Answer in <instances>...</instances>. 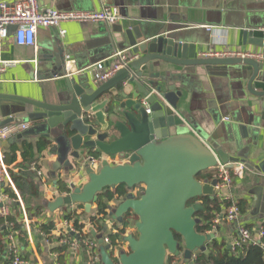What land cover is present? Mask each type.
Masks as SVG:
<instances>
[{"label":"water","instance_id":"water-1","mask_svg":"<svg viewBox=\"0 0 264 264\" xmlns=\"http://www.w3.org/2000/svg\"><path fill=\"white\" fill-rule=\"evenodd\" d=\"M99 26L118 49L129 48L137 56L127 68L101 85H94L87 76L66 77L65 86L54 92L53 102L4 98L21 108L18 115L43 122L37 131L43 138L55 139L53 151H59V165H64L68 173L77 171L88 176L82 187H74L70 194L50 203V212L83 205L91 214L107 190L126 186L127 196L109 210L119 225L129 214L136 218L134 232L122 238L129 250L115 249L113 252L119 251L116 258L111 254L112 246L104 245L103 235L93 231L101 264H168L169 257L189 263L196 255L209 254L207 246L217 238L215 233L197 232L202 223L197 215L205 209L202 199L214 200L218 194L216 179L199 177L220 164L232 169L237 158L221 145L206 143L187 129L179 111L186 89L174 83L170 69L236 66L250 72V93L264 98V91L253 88L261 80L264 66L248 59L199 58L196 47L186 43L184 34L165 36L122 24L110 26L111 31L105 23ZM16 29L11 27L10 34ZM59 44L56 42L51 49L62 56ZM257 44L264 47V40ZM28 106L39 112H28ZM14 122L12 118L1 127ZM29 135L27 131L6 145L21 142ZM93 154L100 159L98 170L88 160ZM112 160L121 163L113 164ZM136 188L143 189L139 198L134 194ZM176 235L181 237V243Z\"/></svg>","mask_w":264,"mask_h":264},{"label":"crops","instance_id":"crops-1","mask_svg":"<svg viewBox=\"0 0 264 264\" xmlns=\"http://www.w3.org/2000/svg\"><path fill=\"white\" fill-rule=\"evenodd\" d=\"M15 1L17 0H0L8 3ZM38 1L41 9L54 8L62 11L90 12L118 7L122 18L120 25L140 26L151 29L153 34L165 36L184 34L187 37L186 43L196 47L199 58L209 50L243 49L264 52V47L257 44L261 39L264 40V0ZM107 27L111 31V27ZM62 30L67 32L65 36L60 34ZM56 42L60 43L62 56L59 51L51 49L56 47ZM118 50L120 49L110 41L107 33L101 31L99 24L69 23L59 28H41L33 47L17 45L13 32L2 42V56L3 60L14 61L16 64L0 75V96L53 102L54 92L65 86L66 77L78 79L87 76L95 85L97 71L93 66L103 62L105 68H109L112 64L110 58ZM261 64L264 66V61ZM170 70L175 79L174 83L180 89H186L183 91L184 97L180 101L179 111L183 113L187 129L195 132L206 143L221 145L229 151L230 156L237 158L231 170L235 177L234 182L225 191V198L232 205L240 201H246L250 205L238 223L229 222L226 217L216 218V227L211 233L216 234V240L234 249L239 228L247 227L252 232L253 240L259 242L260 232L264 228V168L260 167L264 165V98H257L250 93V72L242 71L236 66H208L191 70L171 67ZM262 71L261 80L256 81L253 86L258 92L264 91V67ZM2 98L0 128L4 122L14 118L15 122L12 124L30 125L27 130L30 135L23 140L33 144L40 140L50 143L46 151L36 155L35 164L42 172L40 198L30 199L28 205H46L47 211L43 217L34 221L33 226L32 221L29 226H24L26 235L19 242L25 259L28 264H89V253L84 245L77 249L68 246L67 251L61 253L63 258L60 260L57 250L62 246L60 233L66 211L60 209L52 213L48 210L50 203L58 197L68 195L60 192V184L73 191L74 187H82L88 181V176L77 171L68 173L64 165H59V151H53L57 146L55 139L43 138V134L37 131L43 122L30 121L18 115L16 112L21 108L13 106L11 100ZM27 111L39 112V109L28 106ZM15 138L1 141L0 151L3 154L10 147L6 144ZM69 160L74 163L72 158ZM111 162L121 163L113 160ZM240 164L245 166L242 177L235 176V169ZM96 169H100V164ZM213 171L217 172V169ZM0 193L4 196V205L16 215L7 185H0ZM116 203L110 202L109 206H115ZM75 208L70 206L67 211ZM95 210L96 205L93 206L91 214L85 211L80 218V223L84 224V234L91 233L92 237L95 229L90 218ZM226 212L227 210L224 211L225 214ZM47 221L55 224L51 235L53 240H49L37 227V223ZM131 221L128 234L134 232L135 220ZM1 232L0 229V236ZM120 249L126 252L129 250L123 242ZM115 257H119V251L115 252ZM178 260L177 264H187L183 258ZM0 264H9L7 254L0 255Z\"/></svg>","mask_w":264,"mask_h":264},{"label":"built area","instance_id":"built-area-1","mask_svg":"<svg viewBox=\"0 0 264 264\" xmlns=\"http://www.w3.org/2000/svg\"><path fill=\"white\" fill-rule=\"evenodd\" d=\"M120 10L118 7H106L101 11H62L54 8L41 9L38 0H17L13 3L0 2V75L5 73L6 70L15 65L14 61H5L2 56V42L10 36V28L17 27L14 32V37L17 45L21 47H33L36 45V39L39 29H51L59 28L63 24L79 23V24H99L105 23L108 26L119 24L121 21ZM62 36H65L67 32L62 30L60 32ZM202 59H248L254 60L259 63L264 61L263 51H250L243 49H224L221 51L209 50L200 55ZM112 64L109 68H105L103 62L94 65V70L97 71L94 82L96 84H103L115 76L120 70L127 68L130 63L137 59V56L133 55L130 50H118L111 56ZM147 102V98L143 100ZM29 124H10L0 128V143L1 141H8L15 138L29 129ZM92 167L97 168L100 164V159L96 157L88 158ZM9 166L5 163V156L0 151V185L12 186V180L9 174ZM244 165H239L235 169V176L242 177L244 172ZM233 169V168H232ZM230 168L225 164H220L217 168V185L216 190L218 192L217 198L227 199L224 196L226 190H228L233 182L234 175ZM31 170L37 172L41 177V169L37 164L31 166ZM139 189L134 191L137 195ZM4 196L0 193V217H8L11 212L10 209L4 205ZM20 205L23 209V225L29 226L31 220L28 218L24 203L20 200ZM241 218L240 209L236 204L232 205L226 212V219L229 222H239ZM63 228L60 233V243L71 248H79L84 245L89 253V264H101L99 259V244L95 237L81 233L77 231L73 224L63 219ZM105 231L101 233L104 238V245H111L110 236L117 233V226L119 225L116 220L111 216L105 218L103 222ZM13 230V224H10ZM70 234L74 237L70 238ZM81 234L87 237L81 240ZM76 236V237H75ZM78 236V237H77ZM264 236V231L261 230L259 239ZM9 243V250L12 256L11 264H28L25 259L21 244L18 239V232L11 231L7 236ZM252 238V232L247 227H240L238 231V237L234 243V249L240 248L243 245L254 243ZM116 252V251H115ZM115 252L113 255L115 256ZM118 258V257H116Z\"/></svg>","mask_w":264,"mask_h":264},{"label":"trees","instance_id":"trees-1","mask_svg":"<svg viewBox=\"0 0 264 264\" xmlns=\"http://www.w3.org/2000/svg\"><path fill=\"white\" fill-rule=\"evenodd\" d=\"M50 147V143L46 140H40L38 143L33 144L27 140L21 142H15L11 144L9 149L4 153L5 163L12 168H9V174L13 185L8 187L9 198L13 200L12 208L16 215L12 213L8 217H0V229L2 230L0 236V255L7 254L8 263L11 264L12 256L9 250V243L7 236L11 231L18 232V239L20 242L23 240V235H26L23 225V212L20 200L24 203L25 210L28 218L33 222L37 218L43 217L47 211L46 205L28 207L30 199L36 200L40 198V185L41 177L31 170V166L36 162V155L43 153ZM93 157L99 158L97 154H93ZM21 159V161H18ZM40 168V167H38ZM17 169V170H15ZM217 172L209 171L200 175V180L208 179L210 181L215 180ZM140 191L137 193V198L142 193V188H136ZM60 192L70 194L72 191L67 186L60 184ZM128 194V190L125 185L119 186L115 190H107L99 197L96 205V210L90 218L92 227H94L97 234H101L105 231L103 224L105 218L110 217L109 203L113 201H120L124 199ZM204 210L199 212L197 217L202 220V223L197 227V232L200 234L211 233L216 227V218H225V210H228L232 206V202L227 199L215 198L211 200L209 198L202 199ZM240 209V215L243 217L250 208V205L246 201H240L236 203ZM75 209L67 211L70 207L62 208L66 211L64 218L66 221L73 224L77 231L83 232L84 224L80 223V218L85 214V208L83 205H75ZM81 210V212H79ZM131 220H135L132 214L127 216V220L123 225H118L117 233L110 236L111 246L113 248L111 254L115 249L122 246V238L128 233L131 225ZM13 224V230L10 227ZM38 230L43 233L49 240H53L51 237L52 231L55 228L53 222L47 221L46 223H37ZM217 229V228H216ZM264 231V228H263ZM91 236L90 234H87ZM70 238L74 236L69 235ZM76 237V236H75ZM78 237V236H77ZM81 240H84L87 236L81 234ZM176 239L181 243V237L176 235ZM209 254L196 255L193 260L187 264H264V236L259 242L243 245L240 248L230 249L223 242L214 240L207 246ZM68 246L62 245L57 250L60 253V260L63 258L61 253L67 251ZM179 258L169 257L168 264H177Z\"/></svg>","mask_w":264,"mask_h":264},{"label":"rangeland","instance_id":"rangeland-1","mask_svg":"<svg viewBox=\"0 0 264 264\" xmlns=\"http://www.w3.org/2000/svg\"><path fill=\"white\" fill-rule=\"evenodd\" d=\"M136 219V218H135ZM134 221V220H133Z\"/></svg>","mask_w":264,"mask_h":264}]
</instances>
